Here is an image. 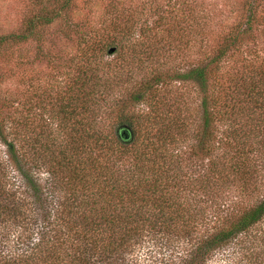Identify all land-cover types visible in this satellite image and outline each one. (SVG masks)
I'll return each instance as SVG.
<instances>
[{
  "label": "trees",
  "instance_id": "obj_1",
  "mask_svg": "<svg viewBox=\"0 0 264 264\" xmlns=\"http://www.w3.org/2000/svg\"><path fill=\"white\" fill-rule=\"evenodd\" d=\"M71 3L65 0L63 8ZM258 8L252 5L247 21L232 27L213 58L179 76L197 84L196 119L185 101L165 97L166 81L158 74L144 77L161 67L162 52L138 48L143 30L122 24L114 27L116 36L87 46L99 54L109 49L120 61L87 62L62 102L77 120L76 103L85 101L81 146L77 127L62 141L39 145L31 116H0L6 148L0 264H264V178L257 163L264 151V57L254 51L226 70L258 20ZM208 16L198 13L196 25ZM38 19L28 32L51 21ZM26 36L1 37L0 49ZM128 67L137 72L122 81ZM118 93L147 102L149 111L126 112L125 94ZM112 101L123 108L115 130L92 133L104 115L94 106ZM51 146L60 149L56 160ZM182 147L191 157L208 158L207 164L186 160ZM243 199L255 204L242 207Z\"/></svg>",
  "mask_w": 264,
  "mask_h": 264
},
{
  "label": "rangeland",
  "instance_id": "obj_2",
  "mask_svg": "<svg viewBox=\"0 0 264 264\" xmlns=\"http://www.w3.org/2000/svg\"><path fill=\"white\" fill-rule=\"evenodd\" d=\"M64 2L0 0V38L27 35L21 40L9 39L0 49V116H31L39 145H49L58 139L62 141L61 137L65 132L72 133L73 127H85V101L81 99L76 103L77 120H71L68 115L71 110L62 102H66V92L79 77L80 68L88 67L87 62L102 65L107 61H120V55H110L109 49L99 54L93 50L95 47H87L89 43L114 36V27L119 24L131 25L138 34L143 30L145 37L138 48L162 52L161 67L149 69L144 77L152 78L158 74L166 81L165 97L183 100L182 104L185 101L190 117L194 119L200 113L201 95L193 80L182 81L179 76L194 68L200 60L213 58L232 27L247 21L252 5L259 6L258 20L246 35L242 50L226 62V70L228 66L230 70L241 66V60L254 51L264 57V0H72L69 7L63 8ZM198 13L209 14L204 20L208 22L202 27L196 25ZM45 17L51 20L49 24L38 25V29L28 32L32 22L38 24V18ZM122 72L120 78L125 81L137 72V68L128 67ZM114 76L118 81L119 76L111 74L113 79ZM141 78L143 75L137 77L138 80ZM121 95L118 93L117 96ZM124 98L126 112L146 113L150 109L147 102H131L127 93ZM117 103L112 101L104 106L99 102L94 106L96 114L104 111V115L103 123L95 124L92 133L97 134L103 129L108 130L106 133H113L123 109ZM75 137L81 146V129ZM68 140L65 139L64 143ZM51 148L50 158L56 160V152L60 149ZM182 148L183 154L187 151L186 160H193L198 166L207 164L208 158L191 157V151ZM5 152V145L0 141V160L6 157ZM259 154V177L264 178V151ZM8 168L17 179V172L11 165ZM232 198L239 199L235 191ZM241 201L242 207L255 204V200Z\"/></svg>",
  "mask_w": 264,
  "mask_h": 264
}]
</instances>
